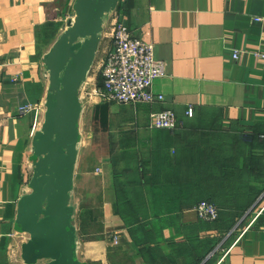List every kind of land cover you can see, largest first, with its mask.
<instances>
[{
    "label": "crops",
    "instance_id": "0c3cea01",
    "mask_svg": "<svg viewBox=\"0 0 264 264\" xmlns=\"http://www.w3.org/2000/svg\"><path fill=\"white\" fill-rule=\"evenodd\" d=\"M60 1L0 0V264H28L17 206L31 190L32 138L41 127L32 125L42 123L50 92L46 54L53 42L44 41L45 28L59 20ZM114 10L164 61L151 85L162 99L118 103L92 92L102 85ZM259 50L264 0H118L105 12L78 87L67 200L81 264H264ZM24 104L32 108L19 112ZM163 109L174 111V128L149 125L150 113ZM202 199L217 206L215 220L198 217L194 206Z\"/></svg>",
    "mask_w": 264,
    "mask_h": 264
},
{
    "label": "water",
    "instance_id": "95a60500",
    "mask_svg": "<svg viewBox=\"0 0 264 264\" xmlns=\"http://www.w3.org/2000/svg\"><path fill=\"white\" fill-rule=\"evenodd\" d=\"M117 1L75 0L74 18L46 54L50 92L32 138L31 190L17 206L20 229L28 234L21 245L28 264H81L74 254L72 207L67 204L79 138L78 87L92 63L103 15Z\"/></svg>",
    "mask_w": 264,
    "mask_h": 264
},
{
    "label": "built area",
    "instance_id": "2783aa9c",
    "mask_svg": "<svg viewBox=\"0 0 264 264\" xmlns=\"http://www.w3.org/2000/svg\"><path fill=\"white\" fill-rule=\"evenodd\" d=\"M111 27L112 43L104 53L100 68L102 85L93 87L92 92L105 101L118 103L162 99L161 94L151 90L153 80L165 72L164 61L154 57L152 44L134 35L116 10L112 12ZM237 52L233 53L234 58ZM255 54L264 59V50ZM31 108V104H24L18 111L28 112ZM186 113L191 114V109L188 108ZM36 124L35 120L32 131ZM149 125L155 128H174L177 117L171 109L153 111L149 115ZM194 207L200 219L213 221L218 217L217 206L209 200L202 199Z\"/></svg>",
    "mask_w": 264,
    "mask_h": 264
},
{
    "label": "rangeland",
    "instance_id": "374dc122",
    "mask_svg": "<svg viewBox=\"0 0 264 264\" xmlns=\"http://www.w3.org/2000/svg\"><path fill=\"white\" fill-rule=\"evenodd\" d=\"M68 2V4H67ZM57 7V10H54V13L55 14V17L54 18H59V20L57 21H53L51 23L47 22L46 24V28H45V35L48 37L46 39H44L45 42H48V43H51V42H55L58 37L65 31V29L67 28V23L68 21L71 19H73L74 17V8L71 4H69V0H61L59 2V6L56 5ZM55 8V7H54ZM55 8V9H56ZM108 25V24H107ZM101 51V50H100ZM100 51H99V57L102 56L100 54ZM98 57V58H99ZM88 96V95H87ZM87 99L89 98H86L85 99V95H84V98H83V101L86 102V105L87 103H90L88 101H86ZM90 106V105H89ZM46 108V106H45ZM87 110V109H86ZM84 120V119H83ZM41 125V120L38 119L37 120V125L38 127H40ZM20 239H22V235L20 234Z\"/></svg>",
    "mask_w": 264,
    "mask_h": 264
}]
</instances>
